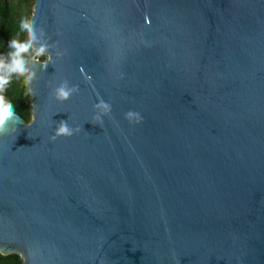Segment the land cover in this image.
Wrapping results in <instances>:
<instances>
[{"label": "water", "instance_id": "95a60500", "mask_svg": "<svg viewBox=\"0 0 264 264\" xmlns=\"http://www.w3.org/2000/svg\"><path fill=\"white\" fill-rule=\"evenodd\" d=\"M31 19L50 59L0 136V253L264 264V0H35ZM61 120L80 131L53 141Z\"/></svg>", "mask_w": 264, "mask_h": 264}, {"label": "clouds", "instance_id": "9594fccd", "mask_svg": "<svg viewBox=\"0 0 264 264\" xmlns=\"http://www.w3.org/2000/svg\"><path fill=\"white\" fill-rule=\"evenodd\" d=\"M32 2L35 3V0H32ZM37 31L41 36L45 35L44 29L37 27L35 19L21 18L16 37L8 42L9 51L4 55H0V136L15 134L17 131L16 126L20 123V117L15 114L12 104L6 100L4 95L13 77L16 79L23 78L27 88L33 80L37 79V73L33 65L42 62L39 58H43L44 61L50 59L48 53L51 46L38 41ZM20 33L24 34V40L19 39ZM62 55L60 52L57 53V57ZM47 65L43 64V67L46 68ZM78 91V86H70L68 81L64 80L54 88L52 97L57 102L62 103L69 100ZM34 95L33 92L32 96ZM94 109L97 114L93 116L91 123L102 127L103 116L111 112V106L101 100L94 105ZM133 116L134 119H129ZM125 119L130 123H139L142 118L138 113L128 111L125 113ZM27 124L31 126L30 123ZM79 131V127L72 128L66 120H61L55 128L51 140L55 141L58 137H71Z\"/></svg>", "mask_w": 264, "mask_h": 264}, {"label": "trees", "instance_id": "16d2710c", "mask_svg": "<svg viewBox=\"0 0 264 264\" xmlns=\"http://www.w3.org/2000/svg\"><path fill=\"white\" fill-rule=\"evenodd\" d=\"M33 6L32 0H0V55L9 51L8 42L16 37L19 21L21 18H31ZM19 39H25L23 33L19 34ZM4 95L14 111L29 122L32 118L31 97L29 86L26 88L23 78L13 77ZM22 261V257L17 253H0V264H22Z\"/></svg>", "mask_w": 264, "mask_h": 264}]
</instances>
